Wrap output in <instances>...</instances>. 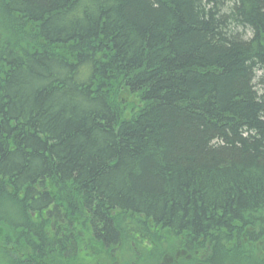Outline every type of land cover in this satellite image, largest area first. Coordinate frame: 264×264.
<instances>
[{
  "label": "trees",
  "instance_id": "trees-1",
  "mask_svg": "<svg viewBox=\"0 0 264 264\" xmlns=\"http://www.w3.org/2000/svg\"><path fill=\"white\" fill-rule=\"evenodd\" d=\"M256 80L264 0H0V264L126 230L264 264Z\"/></svg>",
  "mask_w": 264,
  "mask_h": 264
},
{
  "label": "rangeland",
  "instance_id": "rangeland-1",
  "mask_svg": "<svg viewBox=\"0 0 264 264\" xmlns=\"http://www.w3.org/2000/svg\"><path fill=\"white\" fill-rule=\"evenodd\" d=\"M257 82L258 80L255 83L257 90L260 91L261 88L264 90V86L258 85ZM127 99L134 102L135 105H139L137 98L127 97ZM157 234L155 232L140 234L138 230H126L121 235L120 242L112 249L99 247L92 240H86V248L84 247L78 258L69 256L63 260H68L67 262L71 264H193L196 262H191L186 256L175 250V243L170 241L168 236L164 237L162 242L161 240L157 241L159 238ZM138 235H142V238L139 239ZM1 246L2 230H0V248ZM150 246L157 250L159 254L157 260L148 256ZM173 251L176 252L172 253ZM46 260L56 259L49 256ZM197 263L200 262L197 261Z\"/></svg>",
  "mask_w": 264,
  "mask_h": 264
}]
</instances>
